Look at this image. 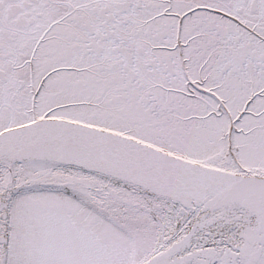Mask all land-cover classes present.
<instances>
[{"label": "snow or ice", "instance_id": "6c2138e0", "mask_svg": "<svg viewBox=\"0 0 264 264\" xmlns=\"http://www.w3.org/2000/svg\"><path fill=\"white\" fill-rule=\"evenodd\" d=\"M0 264H264V0H0Z\"/></svg>", "mask_w": 264, "mask_h": 264}]
</instances>
